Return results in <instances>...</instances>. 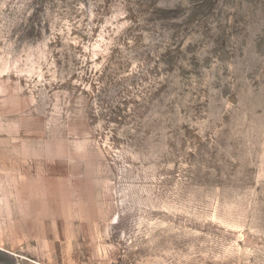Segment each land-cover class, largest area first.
Masks as SVG:
<instances>
[{"label": "rangeland", "instance_id": "1", "mask_svg": "<svg viewBox=\"0 0 264 264\" xmlns=\"http://www.w3.org/2000/svg\"><path fill=\"white\" fill-rule=\"evenodd\" d=\"M0 264H264V0H0Z\"/></svg>", "mask_w": 264, "mask_h": 264}]
</instances>
